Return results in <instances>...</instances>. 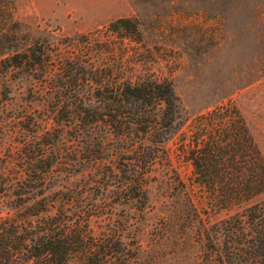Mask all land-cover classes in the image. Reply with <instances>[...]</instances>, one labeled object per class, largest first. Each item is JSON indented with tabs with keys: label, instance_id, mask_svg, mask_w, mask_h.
<instances>
[{
	"label": "trees",
	"instance_id": "obj_1",
	"mask_svg": "<svg viewBox=\"0 0 264 264\" xmlns=\"http://www.w3.org/2000/svg\"><path fill=\"white\" fill-rule=\"evenodd\" d=\"M138 25L117 17L103 36L78 34L59 48L22 36L4 44L0 30V75L24 71L48 107L32 123L35 141L24 142L29 161L0 168V201L11 210L0 216V264H69L76 254L79 264H139L129 227L156 176L175 175L169 141L199 192L180 211L197 225L198 264H264V76L188 120L171 82L133 59ZM125 205L136 216L118 219L114 208Z\"/></svg>",
	"mask_w": 264,
	"mask_h": 264
},
{
	"label": "rangeland",
	"instance_id": "obj_2",
	"mask_svg": "<svg viewBox=\"0 0 264 264\" xmlns=\"http://www.w3.org/2000/svg\"><path fill=\"white\" fill-rule=\"evenodd\" d=\"M7 2L8 12L0 14L4 44L22 36L27 42L45 38L59 48L65 38L78 34L100 31L103 36V26L117 17L136 18L142 40L133 47L138 52L133 59L171 82L188 120L264 76V0ZM6 15L11 21L4 25ZM33 85L24 71L10 69L0 75V168L10 165L11 173L29 161L22 158L28 147L24 142L35 141L32 123H41L48 110ZM50 126L48 119L46 128ZM67 140L69 134L62 133L61 149L68 148ZM166 149L175 175H157L148 186V207L130 232L138 245L139 264H198L203 247L197 225L180 211L186 195L196 200L199 192L189 184L190 166L176 159L174 142L169 141ZM71 180L61 184L70 186ZM6 199L1 197L0 216L11 213ZM114 214L121 219L136 216V211L132 205L116 206ZM99 224L90 222L96 233ZM79 261L76 254L69 264Z\"/></svg>",
	"mask_w": 264,
	"mask_h": 264
}]
</instances>
